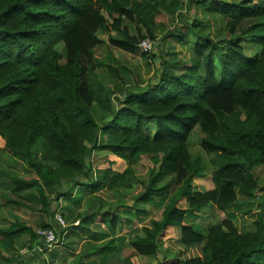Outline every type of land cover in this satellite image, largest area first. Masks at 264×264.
<instances>
[{
  "label": "trees",
  "instance_id": "1",
  "mask_svg": "<svg viewBox=\"0 0 264 264\" xmlns=\"http://www.w3.org/2000/svg\"><path fill=\"white\" fill-rule=\"evenodd\" d=\"M190 5L195 11L183 16L184 31L167 36L189 46L188 63H164L153 85L121 94L117 84L99 80V33L109 46L136 54L141 40L154 39L158 14ZM198 10L203 20L195 18ZM196 130L212 165L209 190L193 188L207 169L191 152ZM0 151L35 175L25 180L0 168L10 195L27 197L52 219L49 197L71 198L72 189L141 187L136 203L166 200L161 218L129 243L136 256L164 250L173 256L159 264H264V188L255 176L264 166V0H0ZM92 151L106 154L96 168ZM99 208L80 215L83 224L109 220L120 238L126 221ZM210 209L224 218L197 232L188 220ZM245 216L251 222L243 219L239 230ZM23 236L36 242L33 229L15 220L0 229V245L10 251ZM116 240L92 253L108 257L124 241ZM20 258L40 261L14 255L7 263Z\"/></svg>",
  "mask_w": 264,
  "mask_h": 264
},
{
  "label": "rangeland",
  "instance_id": "2",
  "mask_svg": "<svg viewBox=\"0 0 264 264\" xmlns=\"http://www.w3.org/2000/svg\"><path fill=\"white\" fill-rule=\"evenodd\" d=\"M184 5H186V2ZM189 10L190 11L183 7L177 13L171 14L162 11L156 16V26L153 29L154 39H152L153 48L147 53V56H143L139 51L131 55L115 49L108 45L106 36L99 33L100 38L103 39V43L95 49V56L97 59L104 62V66L98 71L99 80L108 84H117L118 88L114 89V93L121 94V92L127 89H145L147 86L153 85L158 81L159 71L161 70V65H164V63H170L175 59H180L183 63H188L190 58L189 46L176 44L167 36L168 32L182 27L181 20L183 16L184 18L189 17L188 19L192 18L195 6L190 5ZM195 18L198 20L204 19L203 14L199 10L196 12ZM213 28L216 31L222 28V26L217 23L214 24ZM130 29L132 33L133 27ZM180 30L184 31V28ZM108 66L119 70V74H109ZM116 105L115 103V107ZM93 114L97 122L101 124L99 113L94 111ZM201 137L202 135L200 132L196 130L191 134L189 139L192 154L199 156L207 165V169L204 172L206 176L194 178L193 188L198 191L205 190L204 187H213L209 175L212 171V165H209V157L200 147ZM105 157V153L92 151L89 155V162L93 168H96L103 163ZM142 162L146 165H151L147 157H143ZM0 168L16 178L29 180L35 177L22 161L14 159L2 151H0ZM255 176L257 177L260 187L264 188V166L256 168ZM7 182V179H3V182L0 181V229L18 220L29 225L36 235V231L41 229V225H52V217L43 213L40 210V206H36V204L30 202L27 197L22 199L10 195V191L5 187V183ZM72 191L71 198H63L58 202H56L54 196H50L49 212H56L59 210L66 218L67 222H79V226L74 230L75 232L78 230L77 234L74 235L75 237L72 238V240L67 242L70 249H73L74 254H67L65 259H55V261L50 257L47 259L45 255L42 257L45 262L44 264H72L75 257L74 255L76 254L81 256V260L85 264H159L165 257L169 259L173 256L172 251H168L164 254V250L160 251L156 257L136 256L133 250L128 246L130 242L142 235L143 228L149 227L152 220H159L161 218L162 207L166 200L163 201L161 198H156L155 201L150 204L136 203L134 199L137 194L142 191L141 187H137L130 191L120 188L115 192L95 191L92 187L85 189L78 188L77 190L72 189ZM8 200L13 202L10 203ZM101 202H103L104 206L99 208ZM256 205L257 204L250 206L253 213L257 212ZM98 208L100 212L109 210L115 215L123 218L126 221L128 230L118 238V236L115 235L116 230L111 229L109 220L106 221L107 226H102L95 222L84 225L83 219L79 216L84 215L86 210L90 209L98 212ZM223 218L224 216L222 213L215 209H210V211H205L196 215V217H191L188 222L194 225L197 232L202 233L203 229L209 223H216ZM243 219L245 223L251 222L248 216L239 218L237 223L239 230L243 224ZM118 228L119 227H117V229ZM175 236H179L178 229L175 230ZM121 238H123L124 241L116 242V249L109 253L108 257L92 253L93 249L104 246L110 239L117 241L116 239ZM35 241H37V239H35ZM72 242L73 245L70 244ZM33 243L35 242H32V244ZM29 244H31L29 238L23 236L10 251L3 249L0 245V264H8V260L14 257L18 249L28 246ZM135 257L137 258L135 259ZM131 259H133V261ZM39 262L33 263H43V261ZM17 263L23 264L21 258L17 260Z\"/></svg>",
  "mask_w": 264,
  "mask_h": 264
},
{
  "label": "built area",
  "instance_id": "3",
  "mask_svg": "<svg viewBox=\"0 0 264 264\" xmlns=\"http://www.w3.org/2000/svg\"><path fill=\"white\" fill-rule=\"evenodd\" d=\"M138 49L141 54L149 53L153 48V41L149 38H144L138 44ZM79 226V222H67L64 215L58 210L54 213L52 225L48 228H41L36 231L37 241L28 246L21 247L15 255L22 257H36L42 259L45 254L50 253L57 248L63 240V237L72 229Z\"/></svg>",
  "mask_w": 264,
  "mask_h": 264
},
{
  "label": "crops",
  "instance_id": "4",
  "mask_svg": "<svg viewBox=\"0 0 264 264\" xmlns=\"http://www.w3.org/2000/svg\"><path fill=\"white\" fill-rule=\"evenodd\" d=\"M212 187H204V189L205 190H209V189H211ZM199 191H202V190H199ZM75 229H72L71 231H69L64 237H63V239H64V241L62 240V243L57 247V248H55L53 251H51L50 253H47V254H45L46 255V257H47V259L49 258V257H51V254H53L54 256L52 257V259H54V261H55V259H65L66 258V255L67 254H74L73 253V249H70V247H69V245H67V242L69 241V240H72V238H74L75 236L74 235H76L77 234V232H78V230H76L77 232H75L74 231ZM73 235V236H72ZM82 241V240H81ZM70 244H72L73 245V242L72 243H70ZM77 245V244H76ZM63 254H65V256H63ZM79 254H76V255H74L75 257H74V260H73V262H72V264H74V262L76 261V258H80V262H81V264H85V263H83V261L81 260V256H78ZM39 260H41V258L39 259ZM162 262V261H161ZM35 263V262H34ZM31 264H32V262H31Z\"/></svg>",
  "mask_w": 264,
  "mask_h": 264
}]
</instances>
